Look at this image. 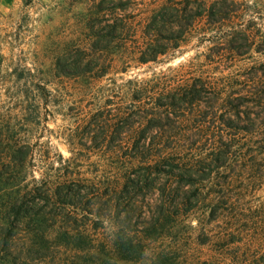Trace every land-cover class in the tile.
<instances>
[{"label": "trees", "instance_id": "16d2710c", "mask_svg": "<svg viewBox=\"0 0 264 264\" xmlns=\"http://www.w3.org/2000/svg\"><path fill=\"white\" fill-rule=\"evenodd\" d=\"M98 11L110 19L92 27L90 48L75 61L72 53L57 61L59 75L103 78L116 40L125 44L119 56L156 62L202 20L212 29L230 19L222 1L166 0L146 16L131 53L126 1ZM247 42L245 33L231 34L204 62L154 78L153 92L141 89L150 103L137 111L94 115L85 130L93 136L100 126L102 134L72 149L71 159L43 155L45 165H36L31 146L0 137V264H178L153 243L181 224L194 231L196 245L214 248L215 264H264V195H256L264 193V65L240 75L222 67L228 54H248L241 51ZM35 168L39 177L28 181Z\"/></svg>", "mask_w": 264, "mask_h": 264}, {"label": "rangeland", "instance_id": "374dc122", "mask_svg": "<svg viewBox=\"0 0 264 264\" xmlns=\"http://www.w3.org/2000/svg\"><path fill=\"white\" fill-rule=\"evenodd\" d=\"M117 1L0 0V137L4 143L31 146L36 152V165H45L43 155L54 161H58V155L71 159L72 149L89 146L96 135L102 134L100 126L93 136L88 137L85 130L94 115L99 114L101 120L108 117L109 108L137 111L141 102L150 103L141 89L153 92L154 78L164 80L191 61L204 62L211 48L227 47L225 41L231 34L245 33L248 42L241 51L250 52L242 57L228 54L222 62L225 73L240 75L248 67L264 65V0H197L207 4L222 1L225 17L230 19L212 29L202 20L187 42L156 62L140 64L134 54L119 56L116 52L125 44L116 40L111 70L103 78L59 75L57 61L71 53L75 61L77 51L90 48L92 27H102L110 19L105 12L99 13L98 7ZM123 1L127 3L126 17L134 32L129 35L132 43L127 46L133 53V47L141 40L146 16L166 0ZM122 141L130 142L127 137ZM96 142L106 144L107 140ZM90 159L97 161L94 155ZM35 169L29 172L28 181L32 175L39 177ZM256 195L261 199L264 193ZM210 229L218 230L217 225ZM193 232L181 224L170 238L153 243V250H166L178 259V264L187 260L202 262L210 257L215 264L214 248L196 245Z\"/></svg>", "mask_w": 264, "mask_h": 264}]
</instances>
